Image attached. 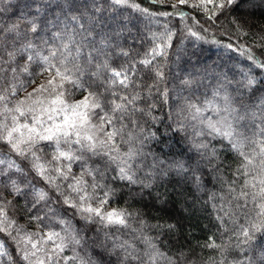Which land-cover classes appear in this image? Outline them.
<instances>
[{"label": "trees", "instance_id": "1", "mask_svg": "<svg viewBox=\"0 0 264 264\" xmlns=\"http://www.w3.org/2000/svg\"><path fill=\"white\" fill-rule=\"evenodd\" d=\"M135 2L157 13L176 11L164 3H151L150 0ZM70 5H75L78 11H69ZM178 10L185 14L183 18L145 15L130 7L111 4L110 0H0V24H19L24 32L28 31V22L35 21L40 35L45 38L54 30H63L67 24L69 29L79 33L76 39L85 45V54L91 51L89 44L103 48L113 66L125 62L131 64L144 58L149 49L159 43L156 37L169 30L174 34L167 55L155 58L167 74L166 81L159 87H167L169 99L164 103L157 97V108L152 113L157 119L153 122L150 116L148 123L143 125L146 134L156 132V137L150 139L145 136L142 147L139 142L135 145L144 154L137 164L141 169L137 176L151 187L113 180L114 165L107 166L103 157L88 162V166L99 169L104 177L103 180L98 178L97 182L105 183L113 190L107 209L123 210L129 214V227H105L99 222L85 225L80 216L64 204V197L55 187H50L36 176L27 161L0 144V158L15 160L24 169L23 174L12 170V178L21 189L19 194L12 190L7 177H0V196H3L0 207L5 208L9 220L13 222L11 228L0 232V244L8 253V256L0 257V264H26L19 257L22 245L14 239L24 234L16 232L17 226L27 233L54 230L63 235L64 226L59 223L61 218L68 220L80 234L81 245H70L63 253L73 260L90 257L93 264H99L102 258L103 264H109V261L120 264L115 255H110L111 249L106 251L105 247L96 244V241L111 243L113 236L117 242L135 240L140 252L152 253L153 249L141 237L147 239L154 245L155 251L162 253L155 264H236V261L247 259L237 247L235 234L241 225H246L248 217L254 215V210L251 204L241 209L239 202L233 198L236 193L229 191L230 182L236 181L238 191L243 181V177L238 179L235 175L240 157L227 140L208 135L207 129L202 128L198 120L193 121L187 106L192 103L204 108L202 119H218V114L207 107V102L222 103L220 97L214 99V94L223 82L244 118L240 123L252 129L253 125L264 121V68L248 59L250 52L264 62V0H244L239 7L234 6V10L229 12L226 9L215 21L208 19L214 11L213 7L204 10L182 5ZM72 16L80 17V21L73 23ZM189 27L202 38L189 35ZM28 34L30 37L33 35L31 32ZM122 50L129 52L130 56L113 54ZM19 62L22 64L23 60ZM137 67L140 70L138 79L150 75L143 65L138 64ZM33 70L34 83H26L25 88H19V85L31 79L26 74H13L11 70L0 74V88L15 85L22 93L13 97V101L23 98L36 85L43 83V79H47V73L43 76L37 74L40 68L36 65H33ZM247 79L254 81L251 87L245 86ZM185 80L191 83L185 85ZM146 83H151V80ZM83 95L84 92L73 91L69 100L75 102ZM198 131L204 134L196 136ZM197 141L209 145V155L215 150L211 163L207 157L197 154ZM41 147L44 149L42 155L50 158L51 149L45 145ZM128 147L129 144L121 143V152H126ZM153 157L184 161L191 157L190 167L199 181L192 179V173L177 175L175 172L145 180ZM72 172L79 175L81 165L73 164ZM85 179L91 183V177L86 176ZM41 188L49 193L47 206L41 202L38 210L29 211L35 192ZM59 191L67 190L62 185ZM35 215L46 216L47 219L38 227L40 222L30 219ZM106 235L109 237L107 242ZM210 244L219 247H209ZM244 251L258 261L264 253V232L255 233ZM73 260L68 264H73Z\"/></svg>", "mask_w": 264, "mask_h": 264}, {"label": "snow or ice", "instance_id": "2", "mask_svg": "<svg viewBox=\"0 0 264 264\" xmlns=\"http://www.w3.org/2000/svg\"><path fill=\"white\" fill-rule=\"evenodd\" d=\"M110 2L117 6L130 7L145 15H176L183 18L185 14L178 9L179 6L188 4L189 0H177L176 4L171 5L176 11L158 13L141 7L135 0ZM150 2L162 3L163 0ZM243 2L244 0H200L199 5L191 6L203 7L206 10V6L212 4L214 11L208 19L215 21L226 9L230 12L234 10V6L239 7ZM69 11L78 9L75 5H70ZM71 20L78 23L80 17L72 16ZM195 23L199 24V21ZM187 31L197 39L202 38L193 28L189 27ZM29 32L33 34L31 37ZM77 35L79 33L69 29L67 24L63 30L52 31L47 38L40 35L35 21L28 22V31L24 32L19 24H0V74L8 70L13 74H26L31 79L22 81L19 85V88H25L26 83H34L33 65L40 68L38 75L47 73L45 82L36 85L31 92L15 101L12 98L17 96L19 90L15 85L0 88V144L6 145L17 157L27 161L36 176L50 187H55L59 195L64 197V204L73 209L74 214H78L85 225L99 222L105 227L117 225L128 228L129 214L123 210L107 209L113 190L108 188L107 184L97 182L98 178L103 180L104 177L99 169L88 166V162L93 158L103 157L107 166L114 165L113 180L151 187V184H145L137 176L141 171L137 164L141 162L140 158L144 154L135 145L139 142L142 147L145 136L150 139L156 137V132L146 134L143 125L148 123L147 118L150 116L153 122L157 119L152 116L153 110L157 108L156 98L159 97L164 103L169 99L167 87H159L166 81L167 74L163 67L155 62V58L167 55L174 34L169 30L156 37L159 43L149 49L144 58L119 66H113L104 49L95 48L93 44H89L91 51L85 54V45L76 39ZM113 54L130 56L129 52L123 50ZM248 59L258 67L264 68V62L259 61L250 52ZM20 60H23L22 64ZM138 64L148 69L150 75L138 79ZM13 78L15 79V76ZM147 80H151V83H146ZM183 83L189 85L191 81L185 80ZM253 84L252 79H247L245 86L251 87ZM76 90L84 92L85 95L75 102H70L69 97ZM216 97H220L222 103L208 101L207 107L218 114V119H202L205 109L196 104L190 103L187 106L188 111L193 121L198 120L202 128L207 129L208 135L227 140L240 157L235 175L238 179L243 177V181L238 191L236 181L230 182L229 191L236 193L233 198L239 202L241 209H246L251 204L254 215H250L246 225H241L235 234L237 247L247 257L246 260L236 261V264H264V253L257 261L244 251L245 247L251 244L255 233L264 232V121L253 125L252 129L240 123L244 118L240 116L239 108L235 106L228 86L223 82L214 94V99ZM203 134V131L195 133L196 136ZM121 143L129 144L126 152H121ZM41 145L51 149L50 158L42 155L44 149ZM195 148L197 154L208 158L209 163L216 155L214 149L209 155V145L206 143L197 141ZM190 161L191 157L188 161L153 157L150 171L144 179L152 177L154 180L156 176H167L175 172L177 175L192 173V179L198 182L199 177L191 169ZM75 163L81 165L79 175L72 172ZM13 169L24 173V169L15 160L0 158V177H7L12 190L19 194L21 189L12 178ZM86 176L92 178L91 183L85 179ZM62 185L67 191H59ZM0 201H3V196H0ZM41 202H44L45 206L49 202V193L43 188L35 192L28 210H38ZM30 219L40 222L39 227L47 217L35 215ZM59 223L64 226L63 235L54 230L27 233L17 226L16 232L24 233L23 236L14 237L17 243L22 245L19 251L20 259L26 264H68L73 260L63 253L70 245H81L79 231L73 229L68 220L61 218ZM12 225L13 222L9 220L5 208L0 207V232L7 231ZM108 239L106 235L105 241ZM141 239L153 249L152 253L140 252L135 240L130 242L125 239L117 242L114 236L111 238L112 242L105 243L103 247L106 251L111 249L110 255H115L120 264H155V260L162 253L155 251L150 241L143 237ZM208 246L219 247L215 244ZM5 256H8V253L4 245L0 244V257ZM73 264L93 262L90 257H77ZM99 264H103L102 258Z\"/></svg>", "mask_w": 264, "mask_h": 264}, {"label": "rangeland", "instance_id": "3", "mask_svg": "<svg viewBox=\"0 0 264 264\" xmlns=\"http://www.w3.org/2000/svg\"><path fill=\"white\" fill-rule=\"evenodd\" d=\"M217 2H218V0H217ZM162 3H164V4H168V5H173V4H176L177 3V0H163V2ZM200 4V0H189V3L188 4H186V5H189V6H191V5H199ZM193 7V6H192ZM211 7H213V5L212 4H208L207 6H206V10H208V9H210ZM194 9H198V8H202V9H204L205 10V8H203V7H193ZM39 80V79H38ZM44 80V82H45V79H43ZM40 81V80H39ZM24 92V91H23ZM20 93H22L21 91H18L17 92V95L18 94H20ZM96 244L98 245V246H100L101 248H103V243L102 242H98V241H96ZM87 246H88V243H87ZM262 247V245H260L259 246V248H261ZM110 253V252H109ZM109 253H107V255H109ZM111 256H113V255H111ZM109 258V257H108Z\"/></svg>", "mask_w": 264, "mask_h": 264}]
</instances>
